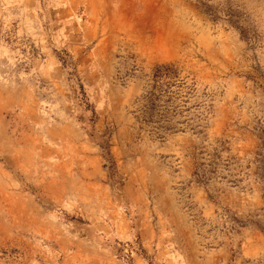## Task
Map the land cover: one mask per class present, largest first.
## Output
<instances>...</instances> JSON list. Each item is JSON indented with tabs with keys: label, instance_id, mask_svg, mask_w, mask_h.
Returning <instances> with one entry per match:
<instances>
[{
	"label": "rangeland",
	"instance_id": "obj_1",
	"mask_svg": "<svg viewBox=\"0 0 264 264\" xmlns=\"http://www.w3.org/2000/svg\"><path fill=\"white\" fill-rule=\"evenodd\" d=\"M0 264H264V0H0Z\"/></svg>",
	"mask_w": 264,
	"mask_h": 264
},
{
	"label": "trees",
	"instance_id": "obj_2",
	"mask_svg": "<svg viewBox=\"0 0 264 264\" xmlns=\"http://www.w3.org/2000/svg\"><path fill=\"white\" fill-rule=\"evenodd\" d=\"M176 74L177 72L173 62L154 66L152 69V84L150 89L141 95L143 104L139 118L144 124L153 128L154 134H158L156 130L168 131L174 129L169 125L171 121V117L169 116L170 108L165 106V104L171 100V97L166 95V93L170 85H173L171 80L176 78ZM164 96L167 99L163 100L162 98ZM161 102L165 104H161Z\"/></svg>",
	"mask_w": 264,
	"mask_h": 264
},
{
	"label": "crops",
	"instance_id": "obj_3",
	"mask_svg": "<svg viewBox=\"0 0 264 264\" xmlns=\"http://www.w3.org/2000/svg\"><path fill=\"white\" fill-rule=\"evenodd\" d=\"M96 170L99 171V167L95 166ZM100 174V173H99ZM96 178V177H95ZM96 183V182H95ZM97 184V183H96ZM99 190V189H98ZM99 191H103V190H99ZM98 196V195H97Z\"/></svg>",
	"mask_w": 264,
	"mask_h": 264
}]
</instances>
